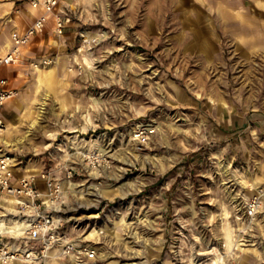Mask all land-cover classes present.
Returning a JSON list of instances; mask_svg holds the SVG:
<instances>
[{
  "label": "rangeland",
  "instance_id": "rangeland-1",
  "mask_svg": "<svg viewBox=\"0 0 264 264\" xmlns=\"http://www.w3.org/2000/svg\"><path fill=\"white\" fill-rule=\"evenodd\" d=\"M29 9L0 0V42ZM55 13L63 34L51 14L5 68L17 95L4 122L23 134L44 100L10 150L80 169L56 175L99 264H264V0H58ZM143 126L155 131L139 143ZM224 224L231 242L235 224H256L253 244L227 246Z\"/></svg>",
  "mask_w": 264,
  "mask_h": 264
},
{
  "label": "built area",
  "instance_id": "built-area-1",
  "mask_svg": "<svg viewBox=\"0 0 264 264\" xmlns=\"http://www.w3.org/2000/svg\"><path fill=\"white\" fill-rule=\"evenodd\" d=\"M27 2L31 7L40 10L34 20L23 31H13L11 44L0 56V67L13 65L18 60L22 46L28 44L37 34L42 33L47 25L48 14L54 13L56 35L64 31L62 17L55 13L58 0H12ZM50 59L42 63L49 64ZM37 66V63H33ZM17 95V90L9 86L8 79L0 77V110L5 102ZM6 124L0 114V136L6 131ZM153 128L140 127L134 132V139L139 143L146 142L155 131ZM11 145L0 144V264L21 262L24 264H49L56 259L67 258L73 264H93L101 252L93 242L83 239L72 230L77 226L76 217L68 211L76 210L69 205L62 179L57 171L64 170V179L72 183L80 169L65 161L56 164L54 169L42 167L38 173L32 171L22 175L15 172V156ZM77 153V152H75ZM81 153V152H78ZM88 168L95 166L93 153H82ZM106 162V158H103ZM75 163V162H74ZM38 181L43 183L39 187ZM258 194L250 197L245 205L248 217L255 215L260 207ZM256 224H235L232 232L234 250L252 243L249 232Z\"/></svg>",
  "mask_w": 264,
  "mask_h": 264
},
{
  "label": "crops",
  "instance_id": "crops-1",
  "mask_svg": "<svg viewBox=\"0 0 264 264\" xmlns=\"http://www.w3.org/2000/svg\"><path fill=\"white\" fill-rule=\"evenodd\" d=\"M9 3V2H8ZM19 4H26V5H29L27 2H18ZM30 8V7H29ZM27 9V8H26ZM30 11H29V14L27 13V17H28V19L30 20V23L29 24H31V22L34 20V18L37 16V15H39L40 14V10L39 9H37V10H33V9H29ZM17 12H19V11H17ZM28 24V25H29ZM27 25V26H28ZM27 26H25V27H23L22 29H18L17 31H19V32H21V31H23ZM10 44H11V41H10V39L9 38H7V36H4V38H3V40L0 42V56L1 55H3L6 51H7V49L9 48V46H10ZM10 66V65H9ZM8 66H2V67H0V77H5V78H7L8 79V82H9V86H11V87H14L12 84H11V81L9 80V77H8V70L7 69H5V68H7ZM15 88V87H14ZM9 102H11V100L10 101H8V102H6L3 106H2V108H1V110H0V114H1V116H2V118H3V120L5 121V118H4V116H3V109H4V107H6L7 106V104L9 103ZM17 107L21 110L22 108H23V104L22 103H19V104H17ZM6 124V123H5ZM6 131L5 132H3L2 134H1V136H0V144H5V142H4V140H13V139H15V138H17V137H19V136H21V135H23L21 132H19V127L18 126H16V125H13V124H11V125H8V124H6ZM25 141H26V139H25ZM24 141V142H25ZM24 142H21V143H24ZM21 143H17V144H15V145H11L10 146V148H8V149H11V148H13V149H16L17 148V146H19V144H21ZM14 146V147H13ZM21 151V150H20ZM18 155H21V153L19 152V154ZM18 155L17 154H14V156H15V161L18 163V167H17V170H18V172L16 171L15 173L17 174V175H22V174H24V173H26V172H29V171H32L33 173H38V171L41 169H35V168H30L29 167V163H28V159H26L25 161H24V163H23V161H22V158H21V156H20V158L19 159H17L18 158ZM15 162V163H16ZM38 185H39V187H43V183L41 182V181H38ZM99 259L100 258H98L97 259V261H95V262H93V264H99L100 263V261H99ZM10 264H24V263H21V262H13V263H10ZM49 264H73L72 263V261H70L69 259H67V258H63V259H56V260H53V261H51Z\"/></svg>",
  "mask_w": 264,
  "mask_h": 264
},
{
  "label": "bare ground",
  "instance_id": "bare-ground-1",
  "mask_svg": "<svg viewBox=\"0 0 264 264\" xmlns=\"http://www.w3.org/2000/svg\"><path fill=\"white\" fill-rule=\"evenodd\" d=\"M29 7L31 9H33V10H37V8H33L30 5H29ZM51 14H54V13H51ZM51 14H48V16H50ZM9 100H11V99H9ZM9 100H7V101H9ZM43 105H44V100H42V104L38 106L37 111H36L35 118H33L31 121L29 120L30 121L29 127H27L25 129L23 135L15 138L13 140H4L5 144H7V145H15L17 143L24 142L25 139L28 138V136L31 134L32 128L36 127L37 124H38V122H39V113L43 110V108H44ZM150 131H152V130H150ZM98 154H104L103 153V148H99ZM104 194H105V190H103L102 192L101 191L100 192H96L95 193V199H98L99 197H101ZM259 206H260V204H259ZM224 238H225V241H226V245L227 246H230V243H231V229L227 225H225V224H224ZM217 258L216 259L215 258L212 259V262L210 264H212V263L214 264L217 261ZM203 264H209V263H203Z\"/></svg>",
  "mask_w": 264,
  "mask_h": 264
}]
</instances>
